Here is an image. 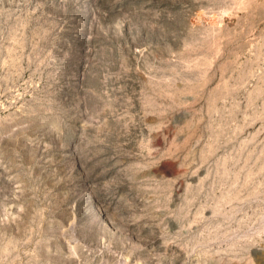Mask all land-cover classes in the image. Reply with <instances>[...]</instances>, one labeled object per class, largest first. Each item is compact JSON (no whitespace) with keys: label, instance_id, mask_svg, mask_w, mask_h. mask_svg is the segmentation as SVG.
Returning a JSON list of instances; mask_svg holds the SVG:
<instances>
[{"label":"rangeland","instance_id":"rangeland-1","mask_svg":"<svg viewBox=\"0 0 264 264\" xmlns=\"http://www.w3.org/2000/svg\"><path fill=\"white\" fill-rule=\"evenodd\" d=\"M0 264H264V0H0Z\"/></svg>","mask_w":264,"mask_h":264}]
</instances>
